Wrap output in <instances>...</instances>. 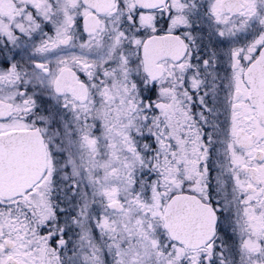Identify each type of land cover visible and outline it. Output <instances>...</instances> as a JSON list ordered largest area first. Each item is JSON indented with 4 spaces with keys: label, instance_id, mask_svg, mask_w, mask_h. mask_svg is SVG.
Returning a JSON list of instances; mask_svg holds the SVG:
<instances>
[{
    "label": "snow or ice",
    "instance_id": "obj_1",
    "mask_svg": "<svg viewBox=\"0 0 264 264\" xmlns=\"http://www.w3.org/2000/svg\"><path fill=\"white\" fill-rule=\"evenodd\" d=\"M0 264H264V0H0Z\"/></svg>",
    "mask_w": 264,
    "mask_h": 264
}]
</instances>
